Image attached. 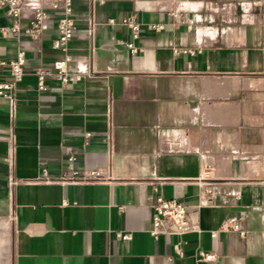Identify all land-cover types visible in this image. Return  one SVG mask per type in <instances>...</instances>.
<instances>
[{
	"label": "crops",
	"instance_id": "crops-1",
	"mask_svg": "<svg viewBox=\"0 0 264 264\" xmlns=\"http://www.w3.org/2000/svg\"><path fill=\"white\" fill-rule=\"evenodd\" d=\"M55 1H22V28L55 15L38 37L0 10V81L26 57L0 98V264H264V0H73L64 48ZM128 16L136 35L110 23ZM65 57L80 80L40 90L34 70ZM71 154L82 179L40 180ZM157 197L193 231L151 235ZM233 216L246 236L220 230Z\"/></svg>",
	"mask_w": 264,
	"mask_h": 264
},
{
	"label": "built area",
	"instance_id": "built-area-1",
	"mask_svg": "<svg viewBox=\"0 0 264 264\" xmlns=\"http://www.w3.org/2000/svg\"><path fill=\"white\" fill-rule=\"evenodd\" d=\"M23 0H0V10L14 20L12 27L5 29V32H11L15 36L25 34L30 37H38L42 33L48 31L51 27L54 14L44 8H35L31 18L29 19L28 27L22 28L20 21L23 17ZM53 11L62 10V14L58 19L57 36L53 41L56 48H64L73 38L76 32V20L73 17V0H56L52 5ZM120 23L128 25L134 35L139 30V26L134 16L122 17L120 20L111 19L112 25ZM157 28H162L158 26ZM129 49L133 53L137 52L133 43H128ZM70 58L65 57L55 61L50 68L39 67L34 70V74L38 78V88L44 90L46 88L45 80L47 77H55L59 81L70 84L80 80V76L74 75L69 71ZM26 57L25 52L20 51L17 57L10 63L12 80L0 81V98L11 100L16 90L17 84L21 81L25 74ZM90 135H88L89 137ZM108 140L112 143V131L108 133ZM40 180L45 182H60L69 183L78 181L81 178L80 170L76 164L75 155L71 154L67 157L66 163L59 176H52L46 167H42ZM153 210L151 235L155 238L161 235L164 236H183L193 231L192 212L185 202L178 199H165L157 197L151 201ZM221 231H233L241 237L246 236L247 231L243 225V221L236 217H230L224 221L221 226ZM218 232H213L214 238ZM124 239H129L130 235H124ZM206 258L211 259L213 255H208Z\"/></svg>",
	"mask_w": 264,
	"mask_h": 264
}]
</instances>
